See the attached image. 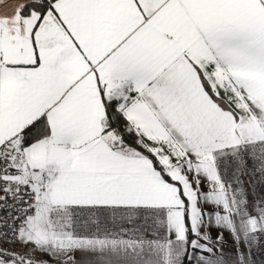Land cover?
<instances>
[{
	"label": "snow or ice",
	"instance_id": "obj_1",
	"mask_svg": "<svg viewBox=\"0 0 264 264\" xmlns=\"http://www.w3.org/2000/svg\"><path fill=\"white\" fill-rule=\"evenodd\" d=\"M257 185L264 0H0V264H264Z\"/></svg>",
	"mask_w": 264,
	"mask_h": 264
},
{
	"label": "crops",
	"instance_id": "obj_2",
	"mask_svg": "<svg viewBox=\"0 0 264 264\" xmlns=\"http://www.w3.org/2000/svg\"><path fill=\"white\" fill-rule=\"evenodd\" d=\"M249 178L245 177V180L247 181ZM249 200L252 199V197L255 196H259L264 194V190H262L258 185L255 186V189L253 190V188L251 186H249ZM134 217V214H133ZM101 220L104 221V223L102 224H107L110 226V228L112 227H116V228H128L131 229L130 233H127V235H123L122 238H135V236L133 235L134 233L138 234L137 230L141 229V230H147L146 226L144 225V221L143 219L136 221L135 222V226L133 225L132 222H130L128 214L124 213L123 210H117L115 213L112 212V210H102L101 212ZM135 229V230H132ZM114 236L116 235H121L122 233H112ZM212 234H215V228H212ZM156 237V233L153 230L152 231V235L145 237L146 239H152ZM225 239L226 242L223 245V251L222 252H217L218 255H222L224 260L226 261V264H235L236 260H237V256L236 253L234 252L233 248L234 245L231 241V237L225 233ZM26 253H28L29 255H34V254H38L41 255L42 253L37 251V252H29V249L31 248V245H27L24 246ZM189 252L191 253V249H189ZM257 255H256V259L259 262L260 256H259V250H256ZM200 253H197V255H199ZM77 256V260H78V264H96V260L97 257L95 256H91L89 254H85V253H80L77 252L76 253ZM192 264H197V260L196 257L193 256L192 257Z\"/></svg>",
	"mask_w": 264,
	"mask_h": 264
},
{
	"label": "built area",
	"instance_id": "obj_3",
	"mask_svg": "<svg viewBox=\"0 0 264 264\" xmlns=\"http://www.w3.org/2000/svg\"><path fill=\"white\" fill-rule=\"evenodd\" d=\"M3 215H4V213L0 212V216H3ZM0 231H2V229H0ZM0 248L12 249V250H16V251H20V252H25L26 253L24 245L21 244V243H10V242L0 241Z\"/></svg>",
	"mask_w": 264,
	"mask_h": 264
},
{
	"label": "rangeland",
	"instance_id": "obj_4",
	"mask_svg": "<svg viewBox=\"0 0 264 264\" xmlns=\"http://www.w3.org/2000/svg\"><path fill=\"white\" fill-rule=\"evenodd\" d=\"M102 227H106L109 231H111L112 233H130L131 231V229H128V228H125V227H123V229L122 228H116V227H112V228H110V226L109 225H107V224H102ZM132 230H135V229H133L132 228ZM25 246V245H24ZM32 247V246H31ZM37 252V251H36ZM31 256H34L36 259H47V257H45L43 254H41V255H38V254H34V255H31ZM192 261V260H191ZM193 263V262H192Z\"/></svg>",
	"mask_w": 264,
	"mask_h": 264
},
{
	"label": "trees",
	"instance_id": "obj_5",
	"mask_svg": "<svg viewBox=\"0 0 264 264\" xmlns=\"http://www.w3.org/2000/svg\"><path fill=\"white\" fill-rule=\"evenodd\" d=\"M247 177V176H246ZM249 178V177H247ZM184 264H192V261H189L187 257L184 259Z\"/></svg>",
	"mask_w": 264,
	"mask_h": 264
}]
</instances>
